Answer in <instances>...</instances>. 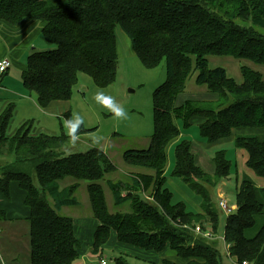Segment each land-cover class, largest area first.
<instances>
[{
	"label": "trees",
	"instance_id": "trees-1",
	"mask_svg": "<svg viewBox=\"0 0 264 264\" xmlns=\"http://www.w3.org/2000/svg\"><path fill=\"white\" fill-rule=\"evenodd\" d=\"M25 19L40 22L44 39L54 45L49 50L32 51L21 72L23 87L41 108L54 100H69L80 72L98 87L113 83L118 67L117 25L144 67H156L164 60L166 72L165 80L151 96L153 130L149 146L122 152L125 164L152 173H138L128 188L107 180L114 205L129 202L125 212L108 210L99 181L116 166L102 149L66 152L69 134H32L30 121L9 135L15 105L9 103L0 111V155L7 159L0 167V192L8 197L10 182L16 181L25 193L30 264H73L78 258L72 218L59 210L77 205L74 193L81 181L87 182L89 205L99 222L92 253L101 250L113 230L118 242L146 251L167 250L185 260L184 264H221L212 239L196 234L194 227L200 224L206 229L207 221L209 229L218 232L219 216L210 188L228 178L233 162L225 149L217 150L212 156L214 171L207 173L195 163L187 138L175 143L171 172L201 198V213L186 212L183 203L171 204V193L162 188L166 148L180 134L176 118L187 127L192 116L202 117L198 137L206 143L228 138L233 129L264 128L261 72L241 65L242 80L237 82L223 67H209L206 57L226 55L264 65V0H0V20L17 25ZM192 71H196L195 83L205 85L216 99H187L175 105ZM86 131L82 124L77 136ZM233 143L246 152V168L264 178V139L238 136ZM27 164L37 185L24 170ZM65 177L74 181L61 187L59 182ZM155 183L156 203L145 201L134 191ZM259 189L264 195L263 184ZM235 205L223 226L229 253L239 264H264V223L254 236L244 235L264 208L251 181L240 180L236 185ZM2 219L6 213L0 209ZM114 260L127 264L121 255ZM162 264L176 263L164 258Z\"/></svg>",
	"mask_w": 264,
	"mask_h": 264
},
{
	"label": "rangeland",
	"instance_id": "rangeland-1",
	"mask_svg": "<svg viewBox=\"0 0 264 264\" xmlns=\"http://www.w3.org/2000/svg\"><path fill=\"white\" fill-rule=\"evenodd\" d=\"M115 36L118 52V67L113 83L106 87H98L87 74L80 72L78 73L77 82L73 87L71 98L68 100L70 104L69 116L47 114L41 110V108L39 109L35 106L32 101H27V103L20 102L14 107L7 133L13 134L19 125L23 122L30 121V133L32 134L37 132L40 127L41 130L47 131L49 134H59L61 131L69 134L65 122L72 119L77 114L83 117V126L87 131L77 136L78 138L74 143L70 139L66 143V152H83L88 148L98 147L108 155L110 160L115 164L116 170L105 174L104 178L101 179L99 183L103 187L108 210L125 212L129 209V203L126 202L114 207L111 192L104 181L111 179L112 182H120L123 186L128 188L131 184V180L136 178L137 174H135L136 172L132 171V169L139 168L125 164L122 159V152L127 149H146L149 146L153 130L151 96L153 90L165 80L166 72L164 60L156 67H144L136 55L131 52L130 40L118 25L115 27ZM53 47L54 45L49 43L46 48L43 47L37 50H49ZM206 57L209 67H223L227 74L233 77L237 82L242 80L239 72V67L241 65H247L260 71L264 78V65L255 64L245 58H235L226 55H207ZM11 72V86H21L19 72L14 69H11ZM195 74L196 71H192V74L186 79L185 88L177 95L175 105H181L185 100L191 98L192 100H196L195 98L216 97L215 93L207 91L205 85L195 83ZM97 91H103L105 95L111 96L117 104L122 105L127 110V117L124 119L117 118L102 104L98 103L95 99ZM254 130L255 134L252 136H259L261 134L259 133L260 129ZM184 136H186L192 144L194 152L201 155L200 160L206 164L205 167H203L204 169L206 168L205 170L208 169L211 170V172L213 171L211 157L219 149H225L227 158L233 162L232 172L228 178L220 181L214 188H210L212 199H214L216 204L215 210L218 212L219 216L218 232L213 233L209 229L210 224L207 221L204 222V224L207 223L205 224L207 228L202 230H207L211 233L213 245L218 249L220 254L221 264H237L238 262H236L235 258L229 253V244L223 239V226L227 215L220 210V207H218L219 205L217 206L218 194H222L229 205L235 202L236 185L243 179L244 172L248 173L256 184L264 185V178L256 177L246 168V152L243 149L236 148L233 141H224L203 149L202 146L197 143V141H199L198 129L194 124L187 127ZM168 159L171 164L173 162V148L170 150ZM6 161V157L0 155V167L4 165ZM24 170L29 172L33 183L37 185L34 171L29 167V164L25 165ZM144 170L147 173H152L151 170L144 168H141L140 172ZM73 181L71 177H65L62 182H59V185L63 187L69 185ZM80 183V186L74 193L78 201L77 205H69L65 208H60L59 212L64 215L68 214L72 216L73 219L75 218L74 228L75 236L78 241L77 248L81 251H88L89 243L92 240V234L94 232V230H92L93 232L89 230V228L93 229L90 220L93 216L87 199V182L81 181ZM154 187H156V183L146 190L140 187V190L134 191L139 193L140 197L145 201L156 203ZM14 189H12L8 197L0 193L2 195L0 197V208L7 210V212L10 211V216H14L20 212L17 207H13L11 204L18 202V193L22 190L15 186ZM183 189L186 188L184 187ZM190 191L192 190L190 189ZM190 191H187L190 198L196 200V193ZM49 200L51 201L50 197ZM249 232L250 231L247 232V235ZM131 248L146 252V250L134 247ZM131 248L120 244L113 245L111 242H108L102 249L101 258L105 259L107 264H116L114 259L119 255L125 257L127 264H158L149 262L140 253L139 255H137L138 253L133 254ZM29 252L30 233L28 222L22 218H10L6 215V219L0 220V264H30ZM170 254L171 253L167 251V255L170 256ZM88 259L87 262L89 264H95L99 261L100 257L95 255ZM245 264L249 263L246 262Z\"/></svg>",
	"mask_w": 264,
	"mask_h": 264
},
{
	"label": "crops",
	"instance_id": "crops-1",
	"mask_svg": "<svg viewBox=\"0 0 264 264\" xmlns=\"http://www.w3.org/2000/svg\"><path fill=\"white\" fill-rule=\"evenodd\" d=\"M41 28H42V25L40 22L35 21V20H30V19H25L17 25H11V24L3 21V20H0V59L7 58V59H9V61L11 63L10 67L0 76V92H1V94H0V111L9 103H13L14 105L17 106V104H19L20 102L27 103V101H32V103L35 106H37L39 109L41 108L37 105V103L35 101V97L32 94L28 93V91L23 87V85L11 86L12 85L11 84L12 83V81H11V77H12L11 69L18 71L20 74L19 76L21 77V72L26 66L27 56L34 50H37L39 48L42 49L43 47L46 48L48 46L49 42H47L44 39L42 32H41ZM130 48H131V45H130ZM131 50H132V48H131ZM131 52L134 54L133 51H131ZM117 56H118V52H117ZM21 84H22V79H21ZM195 99L196 100H206V99L214 100V99H216V97L215 98L214 97L213 98L212 97L211 98H202V99L195 98ZM41 110H43L47 114H55V115L60 114L63 116L64 115L69 116L68 112H70V104L68 103V100H54V101H51L46 107L41 108ZM175 121H177V122H175ZM178 121H179V123H178ZM202 121H203L202 117L192 116L189 119V125L188 126H190L191 124H194L198 127V125ZM174 122L178 126V128L180 129V134L178 135V137H176L175 139L170 141V143L168 144V146L166 148L167 164H166V168H165V173H164L165 178H164V183L162 185V188L168 189V191L171 193V202H170L171 204L181 202L184 204V208H185L186 212L201 213L202 211L200 209V200H201L200 196L198 194H195V197L197 200V203H196V200L191 199L189 196V193L187 192V191H190V189L181 182L179 177L178 178L175 177L171 172L173 165H174V145L180 138H183V137L186 138V136H184V133L188 127V126L184 127L182 125L180 118H176V120H174ZM43 127H45V126H43ZM254 129H260L259 133H261V134L257 137L259 139L263 140L264 139V128H238V129H233L231 135L228 138L220 139V140H217V141H214L211 143L203 142L199 138V141H197V143L200 144V146H202V148L204 149V148L214 146L218 143H222L224 141H229V140L233 141V139L235 137H238V136H244V137L252 136L253 134H255ZM41 132L49 133L47 131L41 130V127H40V128H38L37 132H35L34 134H38ZM10 134H12V133H9V135ZM172 148H173V162L170 164L168 158H169L170 150ZM191 152L194 156V161L198 166H200L207 173H213L214 166H213L212 172H211V170H208V169L205 170L206 168L205 169L203 168V167H205L206 164H205V162H202L200 160L201 155H198L196 152H194V148H193L192 144H191ZM211 161H212V157H211ZM140 169L141 168H139V169L133 168L132 171H135L136 172L135 174H138V173H140ZM143 172H145V170ZM242 180H249L254 184L257 199L264 205V197H263L264 195L261 193V191L259 189L260 184L254 183L253 180L251 179L250 175L246 172L243 173V179ZM104 182L107 186V180H105ZM14 186L16 188L17 187L19 188L18 183L16 181H11L10 185H9V196L11 194L12 189H14ZM184 187L186 189H183ZM107 188H108V186H107ZM19 192L20 193H18V202L11 204V205H13V207H17L20 210V212L18 214H15L14 216L13 215L10 216V211L7 212V210H5L3 208H0V209L4 210L6 215L9 216L10 218H12V217L13 218H22V219L26 220V217L29 214V210L23 204V199H24L25 193L23 190L19 191ZM190 192H192V191H190ZM1 194H0V197L2 196ZM111 198H112V202H113L112 194H111ZM87 199H88V197H87ZM6 203L10 204L9 202H6ZM127 203H129V202H127ZM113 205H114V202H113ZM229 205L233 207L232 211H234L236 208L235 202L230 203ZM128 206H129V204H128ZM65 207L66 206H62L61 208H65ZM89 207H90V205H89ZM114 207H115V205H114ZM90 211H91V208H90ZM110 212H114V211L112 210ZM119 212H121V211H119ZM8 213H9V215H8ZM223 213L225 215H228L225 212H223ZM91 214H92V211H91ZM66 215L69 216L68 214H66ZM70 217L72 218L73 231L75 234V228H74L75 218L73 219L72 216H70ZM254 219H255L254 226L244 230V235L246 237L254 236L255 233L259 230V228L264 223V208H263V212L261 214H257L254 216ZM90 220H91V224L93 226V229L89 228V230L90 231L94 230V232H95L96 227L99 225V222L94 216ZM75 226H76V224H75ZM248 231H250V232L247 235ZM94 232H93V234H94ZM93 234H92V240L89 243L88 251H86V250L81 251L80 249L77 248L78 258L73 262V264H89L87 262L89 260L88 258L95 256V255H97L101 258V256H102L101 253L103 251L102 249L106 246V244L108 242H111L113 245L114 244H120V245L129 247V248L134 247V248L144 250L142 248L135 247V246H132L130 244L118 242L116 240L115 232L113 230H110L108 238H107L106 242L102 245L101 250L98 251L97 253H92L91 252V246H92V242H93ZM221 241H222V239H221ZM132 250H133V254L138 253L137 255H139V253H140L146 260H148L149 262H152V263L162 264V260L164 258H168L170 260H173L176 264H184L186 262L185 260H182L177 256L167 255V250H162L160 252H156L153 250H147L146 252L145 251H138L136 249H132ZM121 256H123V255H121Z\"/></svg>",
	"mask_w": 264,
	"mask_h": 264
},
{
	"label": "clouds",
	"instance_id": "clouds-1",
	"mask_svg": "<svg viewBox=\"0 0 264 264\" xmlns=\"http://www.w3.org/2000/svg\"><path fill=\"white\" fill-rule=\"evenodd\" d=\"M95 99L98 103L107 108L115 117L120 119L127 117V110L122 105L117 104L111 96L105 95L103 91H97L95 94ZM65 123L68 127L70 139L74 143L78 138L77 133L81 125L84 123L83 117L77 114L72 119L67 120Z\"/></svg>",
	"mask_w": 264,
	"mask_h": 264
},
{
	"label": "built area",
	"instance_id": "built-area-1",
	"mask_svg": "<svg viewBox=\"0 0 264 264\" xmlns=\"http://www.w3.org/2000/svg\"><path fill=\"white\" fill-rule=\"evenodd\" d=\"M10 61L7 58L0 59V76L10 67ZM218 205L220 209L225 212L226 214L231 213L233 207L228 205L227 201L223 198L222 194H218ZM194 232L196 234H200L205 238H211V233L207 230H202L201 226L197 224L194 227ZM243 264L246 262L243 261ZM96 264H107V261L103 258H100Z\"/></svg>",
	"mask_w": 264,
	"mask_h": 264
}]
</instances>
